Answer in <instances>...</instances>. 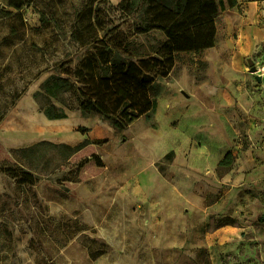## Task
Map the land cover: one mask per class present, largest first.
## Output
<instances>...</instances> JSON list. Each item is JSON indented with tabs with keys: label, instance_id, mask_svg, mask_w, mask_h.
Returning a JSON list of instances; mask_svg holds the SVG:
<instances>
[{
	"label": "rangeland",
	"instance_id": "1",
	"mask_svg": "<svg viewBox=\"0 0 264 264\" xmlns=\"http://www.w3.org/2000/svg\"><path fill=\"white\" fill-rule=\"evenodd\" d=\"M120 1L21 0L16 12L0 0V164L35 178L0 172V264H264V0L219 12L212 47L176 53L144 84L153 127L77 110L61 126L40 122L43 81L92 45L146 53L165 39L136 33L140 12ZM82 141L63 161L59 145Z\"/></svg>",
	"mask_w": 264,
	"mask_h": 264
},
{
	"label": "trees",
	"instance_id": "2",
	"mask_svg": "<svg viewBox=\"0 0 264 264\" xmlns=\"http://www.w3.org/2000/svg\"><path fill=\"white\" fill-rule=\"evenodd\" d=\"M118 6L126 13L140 12V20L134 28L136 33L160 31L165 39L146 53H138L130 43L121 41L103 48L92 45L74 70L67 69L63 75H50L35 93L34 98L48 119L65 118L66 110H77L83 115L100 114L123 128L119 117L130 113L143 116L153 127L158 104L144 84L165 77L173 66L176 53L200 52L212 47L215 16L226 9L239 8L237 0H142L140 5H135L133 0H121ZM7 7L17 12L23 3L10 0ZM86 44L88 42L82 43ZM86 143L82 141L73 147L59 145L65 151L62 160H67ZM37 145L20 149L19 160ZM233 159V154L227 152L217 163L218 172L228 169ZM0 172L21 184L35 182L32 173L16 166L0 164Z\"/></svg>",
	"mask_w": 264,
	"mask_h": 264
},
{
	"label": "bare ground",
	"instance_id": "3",
	"mask_svg": "<svg viewBox=\"0 0 264 264\" xmlns=\"http://www.w3.org/2000/svg\"><path fill=\"white\" fill-rule=\"evenodd\" d=\"M40 122L41 123H43V124H45V125H48V126H61V125H64V124H66V122H68V121H66V120H60V119H58V120H49V119H47L46 117H42V116H40ZM5 152H4V154H5V156H8V157H10V155H9V153L8 152H6V150H4Z\"/></svg>",
	"mask_w": 264,
	"mask_h": 264
},
{
	"label": "crops",
	"instance_id": "4",
	"mask_svg": "<svg viewBox=\"0 0 264 264\" xmlns=\"http://www.w3.org/2000/svg\"><path fill=\"white\" fill-rule=\"evenodd\" d=\"M238 1V0H237ZM238 4H239V6H242V4L244 5H248V7L250 8V9H253L254 7L252 6V5H250L249 3H247L246 4V2L244 3V2H241V0H239L238 1ZM227 10V9H226ZM226 10H224L223 12H225ZM229 16H232L233 17V19H236V17L234 16V14H228Z\"/></svg>",
	"mask_w": 264,
	"mask_h": 264
},
{
	"label": "water",
	"instance_id": "5",
	"mask_svg": "<svg viewBox=\"0 0 264 264\" xmlns=\"http://www.w3.org/2000/svg\"><path fill=\"white\" fill-rule=\"evenodd\" d=\"M248 64L250 65V72H255L256 71V67L253 66V61L252 59H248Z\"/></svg>",
	"mask_w": 264,
	"mask_h": 264
}]
</instances>
